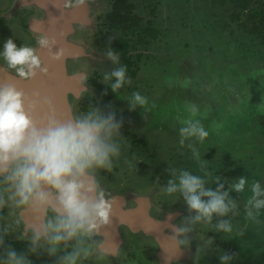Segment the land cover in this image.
I'll return each instance as SVG.
<instances>
[{
    "label": "flooded vegetation",
    "instance_id": "obj_1",
    "mask_svg": "<svg viewBox=\"0 0 264 264\" xmlns=\"http://www.w3.org/2000/svg\"><path fill=\"white\" fill-rule=\"evenodd\" d=\"M93 1L98 2V6L94 12V28L86 33V42L107 58L104 65L102 67L93 65L88 68L83 88L77 82L76 85L69 83L65 88L64 77L61 75L64 70L67 72L65 77L69 78L78 67H58L59 74L56 78L51 77L50 81L45 74L47 71L37 70L35 76L26 78L27 87L24 92L26 107L34 120L41 119L47 122L49 119H58V114H63V108L70 104V113L74 118L92 108H99L104 115L114 116L121 124L120 137L123 140L121 155L130 160L132 166L129 167L124 161L116 162L111 172L101 170L95 179L104 190L105 198L112 202V207L120 208L122 211L116 210L112 217L110 216V222L102 225L98 235L88 242L94 251L87 260L82 261V264L100 262L158 264L160 258L164 256V249L169 251L166 255V258L170 259L169 264H194L196 256L200 254H205L208 258L217 257L220 254L218 250L223 248L225 238L224 236L219 238L223 231H217L215 225L221 220H229L234 226L246 215L247 209L251 207L248 202L253 195L252 184L260 182V178L252 175V178L247 179L244 191L238 193L231 189V180L222 173L211 179L209 184L205 182V187L212 190H216L222 184L223 190L229 193L228 198L235 202L236 207L228 216L214 215L210 223L201 221L190 224L191 217L196 213L189 211L182 196L177 193L174 194L175 198L170 196L169 203L164 202L165 194L162 190L167 186L173 173L176 174V168L172 167L173 162L166 166L160 161L158 155L161 149L160 134L164 135L174 127H177L176 129L183 127L180 120L188 118V107L191 105L198 107L202 104L204 109L199 110L197 119L209 131V138L212 141L221 143L220 140L226 134V141L231 143L227 148L231 152L246 148L254 151L264 147L262 141L264 123L261 121L264 118L262 111L264 102L242 96L246 92H254L257 87L264 88V25L261 22L262 18L256 17L257 12L264 9V0H195L192 8L194 11L198 9L199 12L207 11L209 8L212 16L221 20L226 28H231L230 33L239 39V56L228 62L233 64V69L228 74L234 72L237 74L238 67L243 69L247 66V70L259 80L255 82L251 78L249 83L244 84L243 89L240 88L239 84L242 83L239 82L224 84L215 79L209 82L205 79L203 82L202 74L205 70L194 68L192 72L194 64L197 63L196 59L190 58L188 51L184 55L181 54L183 58L176 64V58L171 56L174 52L169 51L168 47V38L172 35L169 22L173 20L175 16L173 11L176 9H171L167 4V8H170L168 11L163 0ZM15 2L16 0H0V49L8 38H12L17 46L36 48L42 61L44 58L57 56L62 49L61 46L58 51L55 50L53 43L50 50L39 44L41 38L54 41L52 39L54 30L47 29L43 22L46 14L43 13L41 0L17 9L14 8ZM178 3V7L184 11L183 17H189L192 13L191 6L185 0H179ZM144 10L147 11L146 15ZM218 11H221V15ZM224 12L228 14L222 15ZM257 27L260 29L254 31L253 29ZM59 38L60 36L56 35L57 43ZM250 42L254 45L251 46ZM109 48L117 53L119 64L108 58L106 53ZM243 54L248 58H244ZM0 64L3 65L0 66V72L4 70L12 76H18L7 69L2 61ZM121 65L127 67V75L131 77L132 82L118 92H113L110 85L104 81V76ZM160 75L164 77L161 88L157 84ZM7 78L0 75V86L16 87V83L10 80L14 77ZM5 80L7 82L9 80V83L7 84ZM225 85H228V89L224 88ZM52 88L59 89V93L52 92ZM135 92L147 97L149 103L146 107L137 105L133 109L130 98ZM258 112L259 116H262L260 120L254 118ZM242 113L246 116L243 124L238 119ZM236 121L239 122L237 125ZM235 125L238 129L233 133ZM169 157L170 154L165 153L162 160ZM141 170L152 172V176L147 180L152 187L151 190L139 191L130 187L129 179L133 172ZM181 170L187 168L182 167ZM118 176H121L119 180ZM105 181L113 183L107 185ZM136 194L143 197L137 198ZM149 205L150 211H145ZM145 218L152 220L153 229L158 232L156 237L149 235L150 231L145 229L143 224ZM14 219L15 217H9L7 208L0 210V226L12 224L15 228V231H10L4 237L5 246L10 245L18 252H25L29 247L28 237L31 236L28 225L38 226L45 217L25 212L19 225L13 223ZM182 226L191 227L192 230L188 233L193 235L192 238L178 236L176 230ZM159 232L165 236L167 245H161L157 239L160 237ZM21 236L25 238L21 239ZM176 236L179 237L178 241L187 239L188 244L178 243L181 249L178 248ZM209 240L211 243H208ZM2 250L0 248V251ZM232 250L233 247L230 246L228 251ZM63 254L61 252L59 255ZM58 258L59 256H49L46 250L39 255L35 253L29 255L33 264H57Z\"/></svg>",
    "mask_w": 264,
    "mask_h": 264
},
{
    "label": "clouds",
    "instance_id": "obj_2",
    "mask_svg": "<svg viewBox=\"0 0 264 264\" xmlns=\"http://www.w3.org/2000/svg\"><path fill=\"white\" fill-rule=\"evenodd\" d=\"M52 43L47 38L39 40L40 46L49 50ZM106 54L113 63H120L117 53L110 48ZM62 55L63 51L57 58ZM0 61L21 78H31L37 70L47 71L36 48L17 46L12 38L0 49ZM104 81L113 92L132 82L124 65L106 74ZM130 101L133 109L149 103L139 92L133 93ZM187 111L188 118L180 120L181 147L186 140L195 138L203 143L209 137V131L197 119L198 107L191 105ZM120 129L121 124L114 116L104 115L99 108H92L73 120L49 119L46 124L38 125L26 107L24 92L14 85L0 86V210L7 208L9 217H15L16 225L21 223L25 212L45 217L38 226L28 225L31 236L25 252L5 246L4 237L15 228L12 224L0 226V248L3 249L0 264H33L29 255H39L44 250L49 256H59L57 264H82L93 254L94 249L88 242L98 235L102 225L110 222L112 212V202L105 198L95 177L101 170L111 172L120 160L123 144ZM188 146L199 159L196 148L192 144ZM125 164L132 166L130 160H125ZM173 176L162 191L172 197L178 193L189 211H195L190 224L210 223L214 215L228 216L236 207L222 184L216 190L207 188L205 180L189 170ZM246 183L247 179L240 177L231 189L242 192ZM252 193L246 217L259 223L257 217L264 209L261 198L264 188L259 182L252 184ZM215 227L226 234L233 232L229 220H221ZM191 230L190 226H182L177 234ZM178 243L187 245L188 240L180 239ZM61 252L64 254L59 255ZM220 259L228 264L231 257L222 255Z\"/></svg>",
    "mask_w": 264,
    "mask_h": 264
},
{
    "label": "rangeland",
    "instance_id": "obj_3",
    "mask_svg": "<svg viewBox=\"0 0 264 264\" xmlns=\"http://www.w3.org/2000/svg\"><path fill=\"white\" fill-rule=\"evenodd\" d=\"M148 1L149 0H144V2ZM163 1L165 2L166 8L170 5L171 9H176V11L172 10L175 16L173 15V20L169 22L172 35L168 38L169 51L174 52L171 56L176 58V64L183 58L181 54L184 55V53L188 51V53L190 52V58L196 59L197 63L194 64L192 72L194 68H198V70L202 68L203 71L205 70L203 74L199 71V73L202 74L203 82L205 79H207L208 82L215 79L217 82H223L224 84L239 82L242 83L239 85L240 88L243 89L244 84L249 83L251 78H253L255 82L259 81L258 78L247 70V66L243 69L237 66V74H235V72L234 74H228L232 71L231 69H233V64L228 62L239 56V39L236 35L230 33L231 28H226L227 26L225 27L221 20H217L212 16L209 8L207 11L199 12L198 9L194 11L192 8L194 7L195 0H185V2L191 6L192 11L190 12L192 13L189 17L184 18L183 9L178 7L179 0ZM95 3V8L97 9L98 2L95 1ZM170 8H167L168 11H170ZM218 13L221 15V11H218ZM146 14L147 11L144 10V15ZM224 14L228 13L224 12L222 15ZM226 21L230 24L229 19ZM230 34H232V36H230ZM250 45L252 46L254 43L250 42ZM243 57L248 58L244 54ZM258 66H260V64ZM254 68L257 69V67ZM156 78L157 77H155V79ZM163 78L164 77L160 75L158 78L159 81L157 80L159 88H161V81H163ZM224 88L228 89V85H225ZM242 96L247 99H259L264 102V88L257 87L254 92L249 91ZM208 97L211 98L210 95ZM201 105L202 104L198 106L199 110L204 109V106ZM262 111L264 112V109H262ZM258 113H256L254 118L260 120L262 116H259L260 113ZM244 115L245 114L238 118L241 124L245 122L246 116ZM261 121L264 123V118L261 119ZM237 123L239 122L236 121V125ZM226 125L228 124L226 123ZM236 125V129L233 128V133L237 132L238 127ZM216 127L219 128L217 124ZM176 128L177 127L171 128V130L164 135L160 134L161 149L158 152L162 165L165 164L166 166H170L173 162L172 167L176 168V175L179 174L182 167H186L192 174L202 177L206 184H209L211 179L215 176H219L221 173L228 177L232 184L240 177L249 179L254 175L255 178H260L259 183L261 187L264 188V147H260L254 151L246 148V150H235V152H231L230 149L227 148L231 143L226 141V134L223 136L222 140H220L221 143L219 141H212L209 137L203 143L192 138L191 140H186L184 146L181 147L179 144V129ZM224 130L226 131L227 128ZM262 131V141L264 142V130ZM189 144H192L200 153L199 159L193 156L192 148L188 146ZM165 153L166 155L169 153L170 157L166 160H162ZM125 160H127V158L121 155L119 161H124L125 163ZM151 176V171L141 170L139 172H133V175L129 179L130 187L139 191L151 190L152 187L147 181ZM120 177L121 176H118L117 180H119ZM173 178L174 176L172 175L170 179ZM104 183L109 185L113 182L105 181ZM234 192L238 193L235 190ZM261 198L264 199V197ZM163 199L164 202L169 203L170 196L164 195ZM257 219L260 221L259 223L248 219L246 215L240 218L237 224H234L231 234L223 232L219 235L220 239L223 236L225 238L222 250H218L220 254L217 257L209 258L205 254L197 255L194 264H224L220 259L222 255H229L231 257L228 264H264V209L260 210ZM230 246L233 247L232 251H228ZM97 264H106V262Z\"/></svg>",
    "mask_w": 264,
    "mask_h": 264
},
{
    "label": "water",
    "instance_id": "obj_4",
    "mask_svg": "<svg viewBox=\"0 0 264 264\" xmlns=\"http://www.w3.org/2000/svg\"><path fill=\"white\" fill-rule=\"evenodd\" d=\"M37 0H16L14 8H20L22 6H28L29 4H34ZM42 7H43V13L46 14L45 19H43L45 25L47 26V29L52 31V34L54 35L52 39L55 41L54 47H56L55 50L63 51V55L60 56V58H57V56L54 57H48L43 59V66L46 67L47 72H45L47 78L49 81L51 80V77L56 78V75L59 74L57 72L58 67H78L77 71H73L72 75L69 76V78L65 77V74L67 76V72L62 71L61 75L64 77V86L67 88L68 84L70 85H76V82L79 83V85L83 88L84 87V81L86 77V72L90 66L97 65L98 67H102L104 63L107 61V58L99 52L97 49L93 48L89 44H87L85 39V34L92 30L94 28V11L96 7V3L93 0H41ZM43 14V15H44ZM41 25H43L41 21ZM58 27V28H57ZM58 30V32H57ZM56 35H59L60 38L57 43ZM61 46V47H60ZM58 47V48H57ZM71 59V61H69ZM72 60L74 62L72 63ZM70 62V64H69ZM0 66H3L0 64ZM5 72V73H3ZM2 73V74H1ZM1 76L8 77L7 79H10L9 77H14L13 79H10L16 83V87L23 92L26 91V78H21L19 76H12L6 71L0 72ZM43 75V74H42ZM73 77V79L71 78ZM5 82L8 84L9 80H5ZM11 82V81H10ZM60 83V80L58 81V84ZM54 93H59V89L52 88ZM65 92V91H63ZM50 101V98H49ZM66 105V103H64ZM70 104H68V107L65 106L63 108V114H58V119L61 121H69L73 120L74 117L72 113H70ZM36 120V119H35ZM38 125H43L48 122L45 120L37 119L36 120ZM137 198H142V195L136 194ZM116 210L122 211V209L115 207H112V212L110 216L112 217V214L116 212ZM145 211H150V205L145 209ZM144 227L149 232V235L157 236V231L155 230L154 224L151 219L145 218V222L143 223ZM177 231V230H176ZM163 233V230L161 231ZM159 232L160 237L157 238L161 245H167L168 241L166 240L165 236ZM179 236V235H178ZM179 237H185V238H192L193 235L190 233H183L180 234ZM176 236L178 247V238ZM180 240V239H179ZM180 248V247H178ZM177 248V249H178ZM181 249V248H180ZM164 256L160 258V262L158 264H169L170 259L168 257L166 258V255L168 254V250L164 249ZM166 258V259H165ZM165 259V260H164ZM164 260V261H163Z\"/></svg>",
    "mask_w": 264,
    "mask_h": 264
},
{
    "label": "trees",
    "instance_id": "obj_5",
    "mask_svg": "<svg viewBox=\"0 0 264 264\" xmlns=\"http://www.w3.org/2000/svg\"><path fill=\"white\" fill-rule=\"evenodd\" d=\"M234 1H239V0H234ZM256 17H257V18H258V17H261V18H262V20H261L262 25H264V9H263L262 11H260V12H257ZM259 29H260V28L257 27V28H255V29H253V30H254V31H257V30H259Z\"/></svg>",
    "mask_w": 264,
    "mask_h": 264
}]
</instances>
